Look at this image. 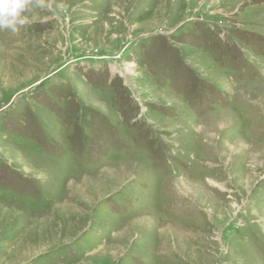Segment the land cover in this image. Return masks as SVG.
Masks as SVG:
<instances>
[{
	"label": "rangeland",
	"instance_id": "obj_1",
	"mask_svg": "<svg viewBox=\"0 0 264 264\" xmlns=\"http://www.w3.org/2000/svg\"><path fill=\"white\" fill-rule=\"evenodd\" d=\"M0 30V264H264V0H28Z\"/></svg>",
	"mask_w": 264,
	"mask_h": 264
},
{
	"label": "clouds",
	"instance_id": "obj_2",
	"mask_svg": "<svg viewBox=\"0 0 264 264\" xmlns=\"http://www.w3.org/2000/svg\"><path fill=\"white\" fill-rule=\"evenodd\" d=\"M28 0H0V30L16 32L24 24L22 13Z\"/></svg>",
	"mask_w": 264,
	"mask_h": 264
}]
</instances>
